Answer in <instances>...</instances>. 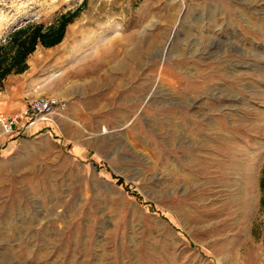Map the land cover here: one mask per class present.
Instances as JSON below:
<instances>
[{
	"label": "rangeland",
	"instance_id": "rangeland-1",
	"mask_svg": "<svg viewBox=\"0 0 264 264\" xmlns=\"http://www.w3.org/2000/svg\"><path fill=\"white\" fill-rule=\"evenodd\" d=\"M0 48V110L67 101L0 134V264H264V0H0Z\"/></svg>",
	"mask_w": 264,
	"mask_h": 264
},
{
	"label": "built area",
	"instance_id": "built-area-1",
	"mask_svg": "<svg viewBox=\"0 0 264 264\" xmlns=\"http://www.w3.org/2000/svg\"><path fill=\"white\" fill-rule=\"evenodd\" d=\"M67 101L56 96H39L28 101L27 109L21 114L0 115V134L11 139L25 130L35 129L49 121V117L64 111ZM25 122L20 124V121Z\"/></svg>",
	"mask_w": 264,
	"mask_h": 264
},
{
	"label": "trees",
	"instance_id": "trees-1",
	"mask_svg": "<svg viewBox=\"0 0 264 264\" xmlns=\"http://www.w3.org/2000/svg\"><path fill=\"white\" fill-rule=\"evenodd\" d=\"M70 17L71 16L63 18L62 22H60L58 26L59 28L55 30L56 32H43L42 26L36 27L33 33L29 37L26 36V38H28L19 44L20 48L18 47L16 58H19L20 56L26 58L28 54L32 53L36 49L38 43H42L46 47H52L61 43L64 38L66 26L71 21V19H69ZM2 52L3 49L0 48V60L2 57ZM25 69L26 66L24 65L22 69L18 70V72L22 73ZM6 72H9V70H6ZM4 75V73L1 74L2 77H4ZM113 178L118 180L119 185L124 184V180L122 178H118L116 176H113ZM126 191L131 193V190L128 187H126ZM131 194L132 196L136 197L138 201H142V197L137 192H132Z\"/></svg>",
	"mask_w": 264,
	"mask_h": 264
},
{
	"label": "crops",
	"instance_id": "crops-1",
	"mask_svg": "<svg viewBox=\"0 0 264 264\" xmlns=\"http://www.w3.org/2000/svg\"><path fill=\"white\" fill-rule=\"evenodd\" d=\"M10 102H12V104L16 103V105H13L10 108L7 107V108L1 109L0 115H13V114H17L16 111H19L21 113V111L23 112L24 110L27 109L28 102L25 103V101L21 100L19 96H15L14 98L11 99ZM10 102L7 103V106L9 105Z\"/></svg>",
	"mask_w": 264,
	"mask_h": 264
}]
</instances>
